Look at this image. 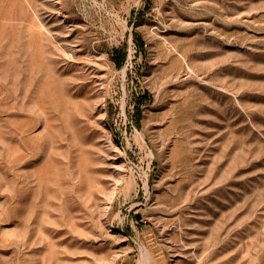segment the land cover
<instances>
[{
    "label": "rangeland",
    "instance_id": "obj_1",
    "mask_svg": "<svg viewBox=\"0 0 264 264\" xmlns=\"http://www.w3.org/2000/svg\"><path fill=\"white\" fill-rule=\"evenodd\" d=\"M0 264H264V0H0Z\"/></svg>",
    "mask_w": 264,
    "mask_h": 264
}]
</instances>
